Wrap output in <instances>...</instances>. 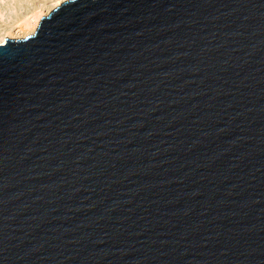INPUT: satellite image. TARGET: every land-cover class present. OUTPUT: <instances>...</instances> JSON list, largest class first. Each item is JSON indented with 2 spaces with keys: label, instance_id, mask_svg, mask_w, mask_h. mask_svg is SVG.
Returning a JSON list of instances; mask_svg holds the SVG:
<instances>
[{
  "label": "water",
  "instance_id": "obj_1",
  "mask_svg": "<svg viewBox=\"0 0 264 264\" xmlns=\"http://www.w3.org/2000/svg\"><path fill=\"white\" fill-rule=\"evenodd\" d=\"M0 264H264V0H68L6 39Z\"/></svg>",
  "mask_w": 264,
  "mask_h": 264
},
{
  "label": "rangeland",
  "instance_id": "obj_2",
  "mask_svg": "<svg viewBox=\"0 0 264 264\" xmlns=\"http://www.w3.org/2000/svg\"><path fill=\"white\" fill-rule=\"evenodd\" d=\"M64 1L68 0H0V41L20 40L33 35L36 30L31 33L30 27L24 23L26 18L34 17L36 10H42L45 14L42 19Z\"/></svg>",
  "mask_w": 264,
  "mask_h": 264
},
{
  "label": "bare ground",
  "instance_id": "obj_3",
  "mask_svg": "<svg viewBox=\"0 0 264 264\" xmlns=\"http://www.w3.org/2000/svg\"><path fill=\"white\" fill-rule=\"evenodd\" d=\"M42 12H43L42 10H38V11L36 10L34 13V17H28V18H26V21L24 20L26 27H28V28L30 27L29 29H31V33H33L36 30V28L39 25L41 17L43 15H45V14H42ZM16 28H18V27H16ZM5 41H6L5 39L0 41V46H3L5 44Z\"/></svg>",
  "mask_w": 264,
  "mask_h": 264
}]
</instances>
